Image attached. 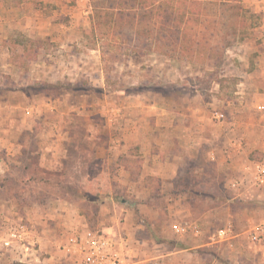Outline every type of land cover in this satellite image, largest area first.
<instances>
[{
  "label": "rangeland",
  "instance_id": "1",
  "mask_svg": "<svg viewBox=\"0 0 264 264\" xmlns=\"http://www.w3.org/2000/svg\"><path fill=\"white\" fill-rule=\"evenodd\" d=\"M4 1H34L47 14L79 8L70 0ZM252 2L241 0L242 14L228 13L256 24L243 44L224 37L211 0H137L132 23L105 24L92 10L73 47L18 31L0 35V264H77L70 239L85 240L88 231L109 240L124 262L264 264V243L249 238L264 224V199L236 195L232 185L241 177L220 167L219 153L211 161L210 146L200 148L203 156L184 147L180 173L167 179L160 176L166 167L157 172L166 160L156 158L173 154L166 126L174 118L198 116L216 126L227 120L223 105L263 52L255 28L264 19L253 17ZM178 11L192 18L173 26H190L179 44L170 26ZM10 38L36 44L31 53L18 45L12 59ZM227 43L233 46L223 52ZM136 129L142 135L131 133ZM257 167L246 178L250 194ZM135 231L145 238L133 240ZM220 231L239 234L237 246L220 243Z\"/></svg>",
  "mask_w": 264,
  "mask_h": 264
},
{
  "label": "crops",
  "instance_id": "2",
  "mask_svg": "<svg viewBox=\"0 0 264 264\" xmlns=\"http://www.w3.org/2000/svg\"><path fill=\"white\" fill-rule=\"evenodd\" d=\"M33 2L30 3L32 11L26 13V9L31 10L30 6H27L26 3H22L16 7L14 5H8L4 0H0V35L8 38L18 31L29 38L51 37L62 48L73 47L81 43V39L83 38L81 30L84 29L86 31L87 29L85 20L90 15L92 19L93 7L91 0H70V2L76 3L79 6V8L74 7L77 8L76 11H73L74 9L67 10L68 7L66 6V9L53 11V14L45 13L42 8L46 6L42 7L41 4ZM55 2L61 5L64 0H55ZM252 4L254 5V13L264 19V0H253ZM60 17H65V19L61 20ZM82 20H84L83 24ZM255 29L257 42H259V45L256 46L257 51H260V53L263 51L262 56L258 57V69L256 68L252 73H246L245 80L238 81L239 88L235 92L233 99H228L226 104L223 105L227 113V120L220 126H216L205 118L185 116L184 118H174V122L171 124L172 126H166L173 128V136L171 138V134L165 135L164 133L162 138H171L170 142L173 145V154L170 156L169 154L171 153L166 152L165 157L161 154L156 156L159 160H163V158L166 160L157 171L159 172L162 167H166L167 170L163 172L164 176L159 173L160 176L164 177L163 179H167L170 175L180 173L178 164H182L181 160L184 159L183 152H181L184 150V147L191 149L193 152L197 149L196 156H203L200 148L207 145L210 146V149L208 151L206 150L205 155L211 161H216V154L219 153L217 158H220L218 159L221 162L220 167L223 165L222 168L225 169V172L237 174L241 177L240 181H234L235 183L232 185V189L237 190L236 195L238 197L243 200H247V197L250 198V196L255 197V199H258L257 197L264 199V187H260L259 185L257 187L255 186L256 191L253 194L248 193L246 189V178L248 175H253V172L250 170L251 166L254 164H264V22ZM67 56H62L63 63L69 61L70 57ZM239 77L243 76L240 75ZM255 82L259 85H256ZM190 110L192 111V108ZM258 110L262 111L260 117ZM156 120L160 121L159 119ZM137 131V129L132 130L131 133L134 136L142 135L141 132ZM214 131H218L219 134H216L217 132ZM255 134L261 135L259 140L252 138ZM218 142H220L219 145ZM176 145L179 148L176 149ZM222 168H220L221 171ZM222 173L221 175H223ZM138 233V231L130 233L133 234L131 238L136 240V242L145 238L144 234ZM238 236L240 235L230 234L229 237L221 240L220 243H224L228 248H232L237 244ZM62 251L67 255L68 252L66 249ZM238 252H240V249H238ZM172 254L178 255L179 253L174 252ZM176 258L172 257L169 260L172 262ZM158 261L163 264L165 263V261L160 259Z\"/></svg>",
  "mask_w": 264,
  "mask_h": 264
},
{
  "label": "trees",
  "instance_id": "3",
  "mask_svg": "<svg viewBox=\"0 0 264 264\" xmlns=\"http://www.w3.org/2000/svg\"><path fill=\"white\" fill-rule=\"evenodd\" d=\"M91 1H92L93 11L96 14L97 18L101 21L105 20L106 22L105 24H109V23L114 24V23H117V20L118 22L119 21L123 22V20H126L127 18H128L127 20H131V23H132L133 20L137 17V14H136L137 13L136 11L138 10V5L136 4L137 0H111V1H114V4L105 3V2H108L109 0H91ZM211 1L218 2L217 6L219 8V13H220L218 23L220 24L224 32L223 33L224 37H225V34H227L228 37L235 38L234 39L235 43L237 42L238 44H243L245 42L244 39L247 35L246 33L250 29L255 27L256 24L255 23L249 24L247 17H245L243 21L241 20L237 21L238 18L234 20L233 18L234 15L228 14L236 10H239L238 12H240L241 14L243 13L244 10L242 9V6H241V0H211ZM176 6L178 7V5ZM157 12L158 10L155 11V17L159 18V15L156 14ZM177 13L179 16L178 17L176 16L173 18V21L170 24L172 28L170 26L169 27L171 28V30L174 31V34H173L174 39H176V43L178 42L179 44L182 41V36L184 37L185 34H189L185 32V30H187L190 26H188V28L185 26L173 28V26L176 25L175 23L177 20H183V17H186L185 15L189 14L190 16V13L188 11H178ZM96 16H94L93 20H96ZM253 17H256L257 20L259 19L258 15L255 14L254 12H253ZM186 21L191 22L192 21L191 16L190 18L187 17ZM96 28H100L99 23L96 24ZM118 29H120V26L118 27ZM208 29L209 28H207V30ZM141 33H143V31ZM213 33L214 35L218 34V32L216 31H213ZM175 36H177V38ZM158 38H161V35L160 36L158 35ZM223 41L225 42V38ZM35 44H36L35 42L30 41V40H26V42H22L21 40L19 41V40H16L15 38H10L6 43V46L9 48V50L10 49L13 50L10 56V58L13 59V56L18 55V52L16 50L18 45H21V46L23 45V48H24L23 53L27 51L31 53L32 52L31 50L33 49ZM197 46L199 47V45ZM232 46L233 45H230L227 43V45L223 46L221 50L224 52ZM147 49L149 51H152V48H148V46H147ZM181 51L182 50L180 49L179 53H181ZM184 53L190 54L192 53V51L188 50V51H184Z\"/></svg>",
  "mask_w": 264,
  "mask_h": 264
},
{
  "label": "built area",
  "instance_id": "4",
  "mask_svg": "<svg viewBox=\"0 0 264 264\" xmlns=\"http://www.w3.org/2000/svg\"><path fill=\"white\" fill-rule=\"evenodd\" d=\"M219 118H224L223 114H218ZM256 185L264 187V164H260L256 171ZM24 229V227H22ZM227 231H220L217 240H225L230 234H226ZM23 238V236L21 235ZM76 237V238H75ZM71 238V244L73 247H78L77 250L80 257V262L77 264H163L159 261L150 262H124L122 261L118 254L111 249V243L109 240L105 239L102 235L95 234L88 231L85 235L86 239H77V236ZM17 238V236H15ZM18 238V239H22ZM253 243H264V224L258 226L249 236ZM66 249V248H65ZM68 253L71 250L66 249Z\"/></svg>",
  "mask_w": 264,
  "mask_h": 264
}]
</instances>
